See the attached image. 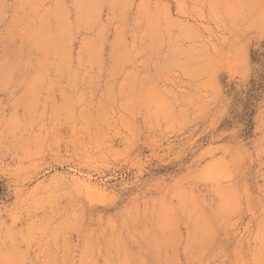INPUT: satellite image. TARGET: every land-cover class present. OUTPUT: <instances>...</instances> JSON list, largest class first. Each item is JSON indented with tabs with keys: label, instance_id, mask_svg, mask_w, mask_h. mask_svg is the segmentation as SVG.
<instances>
[{
	"label": "rangeland",
	"instance_id": "374dc122",
	"mask_svg": "<svg viewBox=\"0 0 264 264\" xmlns=\"http://www.w3.org/2000/svg\"><path fill=\"white\" fill-rule=\"evenodd\" d=\"M0 264H264V0H0Z\"/></svg>",
	"mask_w": 264,
	"mask_h": 264
}]
</instances>
